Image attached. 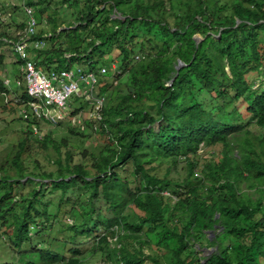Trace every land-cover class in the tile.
<instances>
[{
    "label": "trees",
    "instance_id": "16d2710c",
    "mask_svg": "<svg viewBox=\"0 0 264 264\" xmlns=\"http://www.w3.org/2000/svg\"><path fill=\"white\" fill-rule=\"evenodd\" d=\"M25 5L37 23L33 40L46 44L28 49L36 69L95 73L93 95L105 98L101 120L61 125L71 136L102 142L95 152L80 147L85 161L74 163L71 151L62 153L66 140L38 138L31 125L40 123L20 118L24 137L0 166V239L10 250L1 264H82L80 246L91 238L89 252L106 253L103 264H264V133L250 130H264V84L257 83L264 75V0ZM114 60L119 74L110 70ZM178 61L184 67L177 72ZM202 92L217 103L211 111L197 98ZM0 93L9 94L2 82ZM16 96L27 100L23 86ZM10 103L3 110L20 108ZM31 140L56 153L53 171L35 173V159L32 171L25 167ZM214 146H220L217 159L199 154ZM181 159L186 176L178 182L168 171ZM163 160L170 166L158 178L152 165ZM22 180L36 186L30 198L16 201L12 194L25 187ZM47 194L57 200H45ZM100 200L103 209L96 207ZM69 203L78 205L73 213L79 223L66 225L65 254L50 246L61 242L46 245L40 234L58 220L50 207L59 212Z\"/></svg>",
    "mask_w": 264,
    "mask_h": 264
},
{
    "label": "rangeland",
    "instance_id": "374dc122",
    "mask_svg": "<svg viewBox=\"0 0 264 264\" xmlns=\"http://www.w3.org/2000/svg\"><path fill=\"white\" fill-rule=\"evenodd\" d=\"M28 0H0V39L3 40L5 43L12 42L14 43L17 38L21 36V34L24 31V28H21V26H24V23L26 22V15L24 12V9L26 7V2ZM228 0H222V2H226ZM0 55L4 56V63L3 66L0 67V82L5 86V88L10 92L13 93L15 90V77L19 75V69L17 64L16 57L13 55L11 46H7L5 44L0 45ZM113 63L117 64V60H114ZM112 63V64H113ZM112 72V71H111ZM119 74L118 72H116ZM264 74V73H263ZM6 80L9 82L6 84ZM106 83V82H105ZM259 83L264 84V75L259 79ZM108 84V83H106ZM117 84V81L114 85ZM8 103L12 102L13 99H10L11 96L8 94ZM200 103L203 105L204 109L207 111H211L217 106V103L210 98V96L204 92L199 93L197 96ZM10 103L11 105H13ZM3 105H5V99L3 96H0V166L6 162L12 146L16 145L23 137V131H25V123L21 121L20 117V108H12V106H9L7 110H3ZM86 116H84L83 119H85ZM63 125V124H62ZM59 125L61 127H50L47 124L40 123L39 127H37V134L32 130L33 135H37V137H42L45 135H48L53 141L55 142H61L62 140H66L67 147H62V153L69 150L74 155V163L84 162L85 160L79 156V148L83 147V149H87L90 152H95L97 145L101 143L102 141H99L95 136L91 137L90 139L81 140L79 137L71 136L68 133V128L65 126ZM65 125V124H64ZM68 125V124H67ZM70 125V124H69ZM250 130L254 132L255 134L264 133V130L257 129L254 126L250 127ZM32 140L30 143V148L28 155L24 156L25 161V167H28L29 171H32V161L35 159L38 161V167L39 170L35 171V173H39L40 170H46V171H53L55 169V166L52 165V163L57 159L56 153L50 149L48 151H41L35 147V145L32 144ZM67 148V149H66ZM220 151V146H214L212 148L203 149L199 154L201 156L204 155L206 157V160L210 159H217V153ZM205 159V158H204ZM200 162V164L204 161ZM205 160V161H206ZM161 162V163H160ZM170 164L168 161L163 160L156 162L152 165V167H155V170L151 173L158 178H162L167 174V170L169 168ZM168 171L169 178L174 181H182L186 176V170H185V163L183 159H181L180 164L177 165L176 168H169ZM199 170V169H198ZM196 170V175H200L199 171ZM12 177H14V172H10ZM26 180H22V182L25 184V187L23 186H17V188L13 191L12 196L16 198V201L21 199V197H29L32 190L35 188L36 184H26ZM37 188V187H36ZM41 189V188H39ZM248 194H252L254 197L255 194H253V191H247ZM164 195H169V193L165 192ZM45 200H57L56 196H49L48 194L45 196ZM96 207L103 209L105 207V204L102 200L96 201ZM56 204V203H55ZM54 204V205H55ZM54 207V206H53ZM53 207H50L49 212L51 216H54L55 214L58 215V220L55 221L53 224V229H45L42 230L40 234V238L42 242H45L46 245H50L49 242L53 241L52 239H56L58 242H61L60 244L53 243L50 245L53 249L59 248L60 251H63L67 254V250L70 248V245L66 243L68 240L69 233L66 232V225H72L74 222L79 223V220L74 215L75 209H77L78 205H74L72 203L69 204H63L60 207L59 212H57ZM57 212V213H56ZM73 216V217H72ZM3 228H0V232H2ZM97 234H94V236ZM211 239L214 238V234L211 233L209 236ZM92 240V241H91ZM64 243V244H63ZM4 244V245H3ZM94 242L93 238L86 240L85 244L80 246V249L84 253V258L82 259V264H103L105 254L104 252L100 251L99 249H96V251L89 252V250L92 249ZM7 240L0 239V264L3 260H5L7 257H9V247H8ZM65 246V247H64ZM112 247V246H111ZM150 248L152 250L157 249L155 245H150ZM213 249H209L205 251V255L210 256L212 254ZM151 251L149 249H144V253H150ZM160 253V252H159ZM162 255L166 259L169 258V255L166 251H161ZM109 264V263H107ZM121 264V263H118Z\"/></svg>",
    "mask_w": 264,
    "mask_h": 264
},
{
    "label": "built area",
    "instance_id": "2783aa9c",
    "mask_svg": "<svg viewBox=\"0 0 264 264\" xmlns=\"http://www.w3.org/2000/svg\"><path fill=\"white\" fill-rule=\"evenodd\" d=\"M24 12L26 15L24 31L11 47L19 64L18 69L27 98L25 101L19 97L13 99L14 105H19L21 109L20 117L24 121H37L50 127L65 123L71 126L81 125L84 116L100 121L105 98L93 95L97 83L94 72H85L82 68L43 72L36 69L29 60V48L41 50L46 44L41 40H33L37 23L32 8L25 7ZM110 68L112 74L117 72L116 63L111 64ZM105 72V69L100 71L101 74ZM0 96L8 103L7 95L0 93ZM82 103L89 105V110L83 111ZM31 129L37 134L35 124L31 125Z\"/></svg>",
    "mask_w": 264,
    "mask_h": 264
},
{
    "label": "crops",
    "instance_id": "0c3cea01",
    "mask_svg": "<svg viewBox=\"0 0 264 264\" xmlns=\"http://www.w3.org/2000/svg\"><path fill=\"white\" fill-rule=\"evenodd\" d=\"M16 64V63H15ZM7 82H9L8 80H6ZM14 83H15V90L13 91V93H10V96H12L11 99L14 98V96H16V93H17V90L20 86H23V83H22V79H21V75H20V72H19V75L17 77H15V80H14ZM10 84V82H9ZM8 96V95H7ZM18 97V96H16Z\"/></svg>",
    "mask_w": 264,
    "mask_h": 264
},
{
    "label": "water",
    "instance_id": "95a60500",
    "mask_svg": "<svg viewBox=\"0 0 264 264\" xmlns=\"http://www.w3.org/2000/svg\"><path fill=\"white\" fill-rule=\"evenodd\" d=\"M195 40L198 43L200 41V38H195ZM182 67H184V64L181 61H178L175 69L178 72Z\"/></svg>",
    "mask_w": 264,
    "mask_h": 264
},
{
    "label": "clouds",
    "instance_id": "9594fccd",
    "mask_svg": "<svg viewBox=\"0 0 264 264\" xmlns=\"http://www.w3.org/2000/svg\"><path fill=\"white\" fill-rule=\"evenodd\" d=\"M5 95H8V94H5ZM4 98V97H3ZM11 99V98H10Z\"/></svg>",
    "mask_w": 264,
    "mask_h": 264
}]
</instances>
